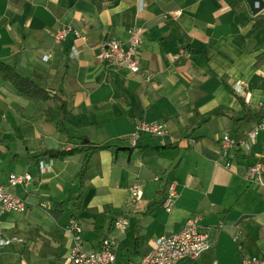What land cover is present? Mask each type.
Wrapping results in <instances>:
<instances>
[{"label": "crops", "instance_id": "obj_1", "mask_svg": "<svg viewBox=\"0 0 264 264\" xmlns=\"http://www.w3.org/2000/svg\"><path fill=\"white\" fill-rule=\"evenodd\" d=\"M100 1L101 10L93 0H0V61L61 95L68 110L63 125L48 122L55 100H27L0 76V184L10 174L33 177L27 188L9 189L28 207L1 218L2 234L12 241L0 264H63L73 219L87 250L117 241L114 264L140 262L158 238L182 231L192 218L213 247L179 264H248L264 256V175L261 183L248 176L264 164V131L249 142L262 120L238 121L244 108L237 98L251 115L264 113V28L254 29L264 11L254 16L245 1L239 10L225 0ZM64 27L86 41L71 34L57 44L54 35ZM135 28L143 31L140 72L112 70L97 59L104 44L127 43ZM181 50L191 58L176 59ZM142 71L155 75L150 83ZM220 107L223 116L208 118ZM143 123L163 125L165 136L142 134L134 146ZM225 136L235 146L223 154ZM81 138L111 147L91 157L83 188L88 153L46 156L80 147ZM175 143V160L143 155L144 148ZM41 163L49 166L45 172ZM167 181L178 192L171 212L163 207ZM96 212L106 215L104 236L95 231ZM118 220L127 227H116Z\"/></svg>", "mask_w": 264, "mask_h": 264}, {"label": "built area", "instance_id": "obj_2", "mask_svg": "<svg viewBox=\"0 0 264 264\" xmlns=\"http://www.w3.org/2000/svg\"><path fill=\"white\" fill-rule=\"evenodd\" d=\"M142 4V1H140ZM143 6L141 5V10ZM74 34L76 39L86 41V37L79 31H75L71 27H64L58 30L54 39L57 44L64 43L69 35ZM143 42V31L141 28H135L130 31V40L127 43L121 41H110L102 46L97 59L104 63L107 68L112 70H127L130 73L140 72V57L139 50ZM78 51L76 47L72 48V57L77 56ZM180 56L191 58V55L185 50H181ZM48 61V57L44 58ZM143 81L150 83L154 74L141 72ZM235 91H238L235 88ZM264 131V120L248 134L249 142L254 144L259 133ZM142 134H147L152 137L162 138L165 136L166 131L163 125L158 123H143L138 125L133 137L132 144L135 146L137 140ZM235 142L230 139L229 136H225L222 142L223 154L233 148ZM228 168H231L229 163L226 164ZM41 171L45 172L48 169V165L41 163ZM0 162V170H1ZM264 175V164L257 163L249 169V180L254 183H261L262 176ZM155 181H161L160 177H157ZM33 182L31 174L25 175L10 174L7 179V185L0 184V222L2 216L7 212L23 213L27 210L28 203L25 199L13 194L9 189L24 187L27 188ZM166 197L163 203V207L171 212L174 208L175 201L178 197L176 185L173 182L167 181ZM133 194L136 200H140L142 191L138 187H134ZM45 207V205H42ZM116 227L125 229L127 222L125 220H118L115 223ZM2 228L0 224V253L11 243L12 240L7 239L2 234ZM69 233L72 236V246L69 252L64 256L63 264H114L116 261V249L118 243L114 239H105L100 245L98 250H87L85 247V241L83 239V228L76 220H71ZM14 240V239H13ZM213 247V243L209 235L203 231V226L197 218L189 220L185 228L170 236H163L158 238L151 251L138 263L133 264H179L183 261L191 260L197 261L208 253ZM248 264H264V256H252L246 260Z\"/></svg>", "mask_w": 264, "mask_h": 264}, {"label": "trees", "instance_id": "obj_3", "mask_svg": "<svg viewBox=\"0 0 264 264\" xmlns=\"http://www.w3.org/2000/svg\"><path fill=\"white\" fill-rule=\"evenodd\" d=\"M99 10L103 9V4L100 0H93ZM226 3L234 10H239L244 0H225ZM264 28V16H260L257 21H255L254 29L260 30ZM262 62V58H259L258 63ZM257 63V64H258ZM0 76L1 78L11 83L14 88L21 94V96L27 100L33 101L35 103L40 102H48L50 100H55L57 102L56 107L49 109L46 112V120L48 122L56 123L57 125H63L65 120L68 117L67 103L63 100L62 96L56 94L50 90L42 88L38 85L32 78L26 77L20 72H18L14 67H11L0 61ZM234 92V91H233ZM237 96V95H236ZM241 104L244 108V113L242 119L238 120H246L248 118L251 119H261L264 120V113L260 112L258 114L250 113L247 108L244 99L237 96ZM225 114V109L220 107L217 108L210 113L207 114L208 118L223 116ZM81 146L71 150V151H48L46 156L54 159H67L78 153H88L87 157H85L84 168L81 172L82 182L81 188L84 186L83 175L85 174L86 166L89 165L90 159L96 153L101 151L110 150L111 147H103L94 145L87 138H81ZM124 149L118 148L117 151H121ZM180 149L177 143L165 146V147H156V148H144L143 155L144 156H159L163 158H168L171 160H175L179 157ZM97 213V212H96ZM106 215L103 213L96 214V222H95V231L101 236H104V226H105ZM105 239V238H104Z\"/></svg>", "mask_w": 264, "mask_h": 264}, {"label": "water", "instance_id": "obj_4", "mask_svg": "<svg viewBox=\"0 0 264 264\" xmlns=\"http://www.w3.org/2000/svg\"><path fill=\"white\" fill-rule=\"evenodd\" d=\"M249 6L252 14L257 16L264 11V0H244Z\"/></svg>", "mask_w": 264, "mask_h": 264}]
</instances>
